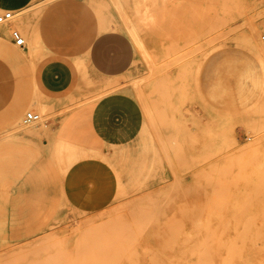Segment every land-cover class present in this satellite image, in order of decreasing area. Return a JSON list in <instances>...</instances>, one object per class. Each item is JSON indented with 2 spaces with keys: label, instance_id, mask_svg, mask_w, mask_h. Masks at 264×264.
<instances>
[{
  "label": "rangeland",
  "instance_id": "rangeland-1",
  "mask_svg": "<svg viewBox=\"0 0 264 264\" xmlns=\"http://www.w3.org/2000/svg\"><path fill=\"white\" fill-rule=\"evenodd\" d=\"M84 1L98 26L134 25L124 74L74 61L54 93L41 41L11 40L33 28L0 34V264H264L247 214L264 204V0Z\"/></svg>",
  "mask_w": 264,
  "mask_h": 264
},
{
  "label": "crops",
  "instance_id": "crops-1",
  "mask_svg": "<svg viewBox=\"0 0 264 264\" xmlns=\"http://www.w3.org/2000/svg\"><path fill=\"white\" fill-rule=\"evenodd\" d=\"M32 1L0 0V9L19 11ZM95 20L84 0H55L44 7L37 32L47 56L40 71L46 89L54 93L67 91L75 80L74 61H84L90 72L104 77L120 76L132 66L135 48L127 34L118 30L99 32ZM13 113L21 117L23 110H13L9 117Z\"/></svg>",
  "mask_w": 264,
  "mask_h": 264
},
{
  "label": "bare ground",
  "instance_id": "bare-ground-1",
  "mask_svg": "<svg viewBox=\"0 0 264 264\" xmlns=\"http://www.w3.org/2000/svg\"><path fill=\"white\" fill-rule=\"evenodd\" d=\"M41 12H42V9L38 10L36 12L37 13V15L35 14V17H37L36 21L33 20V18L32 19L28 18L27 16L23 17L25 14L23 16H21V15H19L20 13L16 14L15 17L11 20V22H13L14 25L16 24L17 28H18V26H22V25L26 26V27L30 26V27L33 28L32 30L30 29L31 31H29L26 34H24V38H25V41H27V43L29 41L31 42V44L33 46V49L35 50V53L39 50V45H40V43H39L40 39H39V35H38V32H37V23H38V19L40 17ZM10 27L11 26H9L8 23H1L0 24V34H2V33H6L7 34L9 32ZM98 27H99V32L108 31V30H118V31L123 30V31L127 32L134 39H136V36H137L136 35V29H135L134 25L130 21L126 20V19L122 20V21H116V20H114V19H112L110 17V18H108L106 20L103 19ZM20 48H23V47H20ZM259 50L261 52V48H259ZM113 86H115V82H112V81H109V82H107L104 85L105 88H110V87H113ZM103 91H104V89H103ZM41 100L42 99H40V98L38 99V101L42 102ZM38 111L42 115H45L47 110H46V106L44 105V103L41 105V107L38 109ZM20 120H21V117H20L19 113H13L11 115V117H9V123L13 126V128L18 127L20 125ZM23 121H24V119H23ZM37 123H40V125H41L40 129L41 130H45L47 128V125H46V122H44V119H42L41 121H39ZM21 124H22V122H21ZM24 130H27L26 132L29 135H31V136H33V135L38 133L37 130L34 129V126H33V128L29 129V131H28V127H26ZM233 133L234 132H232V134ZM249 145H250V143L245 144L246 148H248ZM244 211L245 210L243 209V212ZM245 213H246V211H245ZM247 214H248L249 217H252V218H253V216L254 217H259V218H261V217L264 218V204H253V205H251V207H249L247 209Z\"/></svg>",
  "mask_w": 264,
  "mask_h": 264
},
{
  "label": "built area",
  "instance_id": "built-area-1",
  "mask_svg": "<svg viewBox=\"0 0 264 264\" xmlns=\"http://www.w3.org/2000/svg\"><path fill=\"white\" fill-rule=\"evenodd\" d=\"M13 18V12L10 10H4L0 13V24L9 22ZM11 40L12 42L19 46L24 47L25 46V38L20 33V31L14 29L11 31ZM39 115L34 112H27L24 117V122L29 123L33 121L39 120Z\"/></svg>",
  "mask_w": 264,
  "mask_h": 264
}]
</instances>
